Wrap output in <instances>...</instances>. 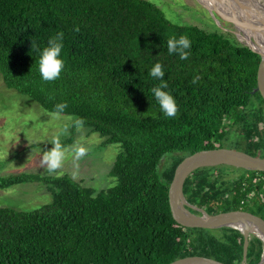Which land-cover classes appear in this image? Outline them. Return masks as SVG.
<instances>
[{
	"label": "trees",
	"instance_id": "1",
	"mask_svg": "<svg viewBox=\"0 0 264 264\" xmlns=\"http://www.w3.org/2000/svg\"><path fill=\"white\" fill-rule=\"evenodd\" d=\"M57 34L65 67L44 81L39 49ZM181 35L191 41L187 59L167 51L168 40ZM260 61L237 40L172 23L148 0H0L5 85L74 117L73 132L90 128L121 146L110 172L116 183L101 191L69 175L1 178L0 189L43 183L53 201L34 211L0 207V264H170L192 256L241 264L243 234L182 226L169 188L185 158L223 148L231 135L237 150L264 157V99L253 92ZM156 62L176 100L175 116H165L150 91L160 83L149 75ZM228 169L239 171L231 181ZM184 193L210 215L245 211L264 219V172L202 168ZM262 253L253 237L247 264Z\"/></svg>",
	"mask_w": 264,
	"mask_h": 264
},
{
	"label": "rangeland",
	"instance_id": "2",
	"mask_svg": "<svg viewBox=\"0 0 264 264\" xmlns=\"http://www.w3.org/2000/svg\"><path fill=\"white\" fill-rule=\"evenodd\" d=\"M148 1L160 8L172 23L196 25L239 43V39L244 40L236 32L230 33L231 25L226 21V16L233 17L239 23L245 20L237 14L233 16L232 10L223 6L225 0ZM254 1L263 3V0ZM254 17L256 21L261 19L257 14ZM75 120L72 116L49 112L32 98L9 89L0 72V179L21 174L55 177L69 175L96 191L113 186L116 178L110 172L121 151L120 144H106V139L90 128L79 127L73 132L72 124ZM71 136L74 138L73 143L61 148L64 159L60 166L50 171L46 157L56 144ZM235 143L236 138L231 135L229 140L224 141L223 148L236 149ZM227 172L225 178L229 181L239 174L235 169H228ZM52 201V191L39 182L0 189V207L34 211Z\"/></svg>",
	"mask_w": 264,
	"mask_h": 264
},
{
	"label": "water",
	"instance_id": "3",
	"mask_svg": "<svg viewBox=\"0 0 264 264\" xmlns=\"http://www.w3.org/2000/svg\"><path fill=\"white\" fill-rule=\"evenodd\" d=\"M208 2V1H207ZM230 17V16H229ZM241 33H237L246 41L242 44L261 56L257 72V87L254 93L260 92L264 99V23H239L233 17ZM220 166L234 167L252 172H264V157H255L236 149L216 148L202 150L185 158L176 168L169 188V204L175 220L187 228L221 229L233 228L243 234L244 256L241 264H247V255L252 235L263 243L261 260L257 264H264V219L244 211H232L210 215L202 208L192 205L185 196L184 186L187 179L197 170ZM170 264H224L215 259L192 256L178 259Z\"/></svg>",
	"mask_w": 264,
	"mask_h": 264
},
{
	"label": "clouds",
	"instance_id": "4",
	"mask_svg": "<svg viewBox=\"0 0 264 264\" xmlns=\"http://www.w3.org/2000/svg\"><path fill=\"white\" fill-rule=\"evenodd\" d=\"M64 44L62 34H57L47 41V45L39 49V73L44 81H54L60 77L64 67L65 60L63 58ZM191 48V41L187 36L181 35L178 39L173 37L167 42L168 54H178L181 59H187ZM149 75L160 83L150 89L162 113L165 116H175L177 112V104L174 96L168 90V83L165 80L164 66L161 62H156L150 69ZM83 154V149H81ZM64 159V151L59 144L50 151L46 157L49 163V170L54 171L58 168Z\"/></svg>",
	"mask_w": 264,
	"mask_h": 264
},
{
	"label": "bare ground",
	"instance_id": "5",
	"mask_svg": "<svg viewBox=\"0 0 264 264\" xmlns=\"http://www.w3.org/2000/svg\"><path fill=\"white\" fill-rule=\"evenodd\" d=\"M236 1L237 0H235V2L232 0H225L226 2L225 5H227L232 10L233 16L237 14L240 19L241 17H243V19L247 23L251 24L250 20H247V19H252V15L254 16L255 14H257V16H260L261 18L257 20H260L262 23H264V20H263L264 19V0H263V3H258V1L256 2L254 0H246L245 2L238 0L239 4L237 5L235 4ZM254 21L256 22L255 18H254Z\"/></svg>",
	"mask_w": 264,
	"mask_h": 264
},
{
	"label": "flooded vegetation",
	"instance_id": "6",
	"mask_svg": "<svg viewBox=\"0 0 264 264\" xmlns=\"http://www.w3.org/2000/svg\"><path fill=\"white\" fill-rule=\"evenodd\" d=\"M222 3L225 4L224 1H223ZM223 6H224V5H223ZM252 16H253V15H252ZM226 19H227L226 21H228V24L231 25L230 28H229L230 33H231V34H233L232 32H236V34H237V33H241L242 36H243V32H240V30L237 28L236 24L230 19V17H229V16H226ZM251 21H252L253 23H255L254 18H252V19L250 20V22H251ZM245 22H246V21H245ZM252 22H251V23H252ZM237 35H238V34H237ZM238 37H239V36H238ZM240 37H241V36H240ZM241 38H242V37H241ZM239 40H240V42H241V41H244V42L246 41L245 39H244V40L239 39ZM241 43H242V42H241ZM253 195H254V192L251 193V196H253ZM244 212H245V211H244ZM248 213H249V212H248ZM232 229H233V228H232ZM253 237H255V236L252 235L251 239H252Z\"/></svg>",
	"mask_w": 264,
	"mask_h": 264
},
{
	"label": "crops",
	"instance_id": "7",
	"mask_svg": "<svg viewBox=\"0 0 264 264\" xmlns=\"http://www.w3.org/2000/svg\"><path fill=\"white\" fill-rule=\"evenodd\" d=\"M219 1H220V0H219ZM245 1H246V0H245ZM222 4H224V3H222ZM235 4H236V5H237V4H239V3H238V0L236 1V3H235ZM224 6L228 7V6H227V5H225V4H224ZM228 9H229V7H228ZM242 14H243V13H242ZM252 18H255V17H254V16H252Z\"/></svg>",
	"mask_w": 264,
	"mask_h": 264
}]
</instances>
